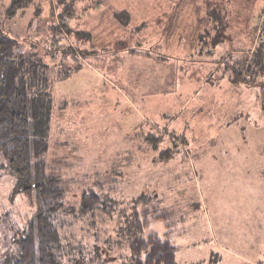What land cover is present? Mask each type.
<instances>
[{
  "label": "rangeland",
  "instance_id": "obj_1",
  "mask_svg": "<svg viewBox=\"0 0 264 264\" xmlns=\"http://www.w3.org/2000/svg\"><path fill=\"white\" fill-rule=\"evenodd\" d=\"M12 2L0 0V29L48 66L46 160L64 173L76 208L65 215L64 262L90 264L97 245L127 254L118 243L123 220L135 198L148 195L140 218L150 220L147 233L176 246L179 264H264V0H33L16 9ZM181 40L233 43L221 55L245 89L216 96L215 83H205L183 105L173 89L178 58L193 49L178 48ZM86 190L119 205L114 221L79 211ZM35 210L0 157V258L15 250Z\"/></svg>",
  "mask_w": 264,
  "mask_h": 264
},
{
  "label": "trees",
  "instance_id": "obj_2",
  "mask_svg": "<svg viewBox=\"0 0 264 264\" xmlns=\"http://www.w3.org/2000/svg\"><path fill=\"white\" fill-rule=\"evenodd\" d=\"M32 1L13 0L12 9L27 7ZM47 78L48 66L42 58H34L32 52L23 50L18 37L0 29V157L8 162L15 177V191L29 197L36 206L35 218L13 239L15 250L0 258V264H66L62 241L71 224L65 215L76 208L68 204L64 173L46 160L53 109L52 97L43 89ZM104 195L86 190L79 211L92 212L94 217L99 212L104 220L114 221L119 205ZM135 199L133 213L123 220L127 232L118 241L128 253L112 254L109 247L97 245L90 264H179L176 246L168 237L147 233L150 220L140 218L138 206L145 205L146 213L152 197L139 195ZM95 221L90 224L94 237L98 233ZM76 257L67 264H88L85 257Z\"/></svg>",
  "mask_w": 264,
  "mask_h": 264
},
{
  "label": "crops",
  "instance_id": "obj_3",
  "mask_svg": "<svg viewBox=\"0 0 264 264\" xmlns=\"http://www.w3.org/2000/svg\"><path fill=\"white\" fill-rule=\"evenodd\" d=\"M211 24L212 23H210L207 28H210ZM203 27L206 28V26ZM246 45H248V42L247 44H240L238 46ZM180 46L184 50L185 48L193 49L192 52L184 51L182 54H179L178 58V67L176 74L177 83L173 87V89L175 91L177 90V96L183 97V105L186 104L187 98H191L196 93H198V91H200L205 86V83L211 82L209 84V87L212 85V83H215V86L212 90L214 92L210 90V93L216 94V96L221 95L219 94L220 92H218L221 88H225L227 91L235 90L236 87L245 89V87H243L242 85L244 84L243 82L236 83L238 81H234L232 80V78H230V74L228 73L226 66L229 63L228 61H231L232 59H230V57L226 58L221 55L222 52L226 54L227 50L233 49V43L230 44L228 41L219 42L215 40L213 44H209L208 41L204 42L202 40H198L193 41L190 47L189 43H187L186 40H181L178 48H180ZM228 79H230V82ZM217 84L219 85L217 86ZM133 89L135 93L134 96H139L142 93L141 90L137 92L136 88ZM142 95H144V97L146 96V94ZM148 104L149 102H145V107ZM134 110L135 112L139 113L138 115L141 121L147 120L144 115H142L138 111V109Z\"/></svg>",
  "mask_w": 264,
  "mask_h": 264
}]
</instances>
